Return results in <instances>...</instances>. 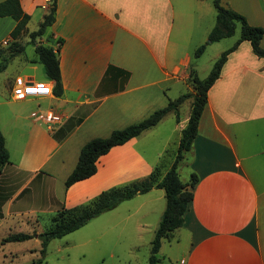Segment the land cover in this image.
<instances>
[{
  "label": "crops",
  "instance_id": "1",
  "mask_svg": "<svg viewBox=\"0 0 264 264\" xmlns=\"http://www.w3.org/2000/svg\"><path fill=\"white\" fill-rule=\"evenodd\" d=\"M56 1L55 19L37 42L56 48L61 40L63 92L14 96L18 79L54 87L43 64L32 62V43L31 60L15 56L19 69L2 82L0 129L10 160L0 170V230H5L0 244L10 233L25 231L31 223L36 227L40 218L51 219L63 207L82 204L115 183L147 177L158 163L164 176L191 108L182 118L180 107L179 121L170 112L157 125L113 146L99 157L93 175L67 189L62 186L88 140L142 120L183 89L192 91L191 71L200 78L209 74L231 46H224L223 38L195 56L215 25L214 0ZM51 2L20 0L30 15L20 40L26 42L38 29ZM221 4L264 28V0ZM34 19L35 29L30 25ZM15 24L11 16H0V48L12 41ZM35 110H53L62 121L50 127L31 116ZM178 172L183 182L193 173L198 178L185 222L177 228L184 246L178 264H264V57L253 52L250 41L243 40L229 54L209 88L197 135ZM164 197L163 188H152L128 199L137 205L125 220L133 219L138 229L152 226L154 214L163 215L155 205Z\"/></svg>",
  "mask_w": 264,
  "mask_h": 264
},
{
  "label": "trees",
  "instance_id": "2",
  "mask_svg": "<svg viewBox=\"0 0 264 264\" xmlns=\"http://www.w3.org/2000/svg\"><path fill=\"white\" fill-rule=\"evenodd\" d=\"M56 2V0H52L49 10L40 22L38 29L30 32L29 36L31 43L35 44V60L43 64L47 75L55 81L53 91L59 95L63 92L59 47L55 49L52 46L37 42V38L44 34L47 27L55 19ZM214 5L216 8L215 25L209 32L207 41L196 49L195 56L201 55L208 43L234 35L238 24H240V36L215 60L210 73L206 77L200 78L194 71H191L192 91L185 92L177 98L169 99L167 105L154 110L136 123L114 129L108 136H97L88 140L82 146L76 166L68 175L64 184L67 189L75 182L93 175L97 170V160L101 155L109 152L113 146L123 144L157 125L168 113L174 112L177 121H179L181 105L186 99L192 98L190 116L186 126L182 129L175 160L164 176L161 177L162 165L158 163L152 172L143 179H136L123 185L105 189L87 204H79L71 208L63 207L51 217L50 226L43 232H14L4 237L2 242L23 241L33 236H39L42 240L41 252L44 255L46 247L53 238L62 237L79 229L91 218L115 208L122 201L131 199L139 193L148 192L152 188H163L166 196V207L152 240L149 256V264H157L159 260L157 253L161 248L163 238L169 237L173 231L184 224V214L193 197L191 188L194 187L198 178L193 173L188 182H183L178 172V163L185 157L186 152L191 149L193 140L197 135L199 120L207 103L209 88L219 78L229 54L243 40L250 41L253 52L259 57H264V47L261 45L264 38V28L252 25L243 14L222 5L221 0H214ZM0 16H11L16 21L10 33L12 37L10 54L0 61V72H2L11 59L25 50L24 45L20 43V38L27 31L30 15L23 10L20 0H3L0 1ZM59 41L61 42V40ZM3 50L0 48V54ZM9 160V150L0 129V170Z\"/></svg>",
  "mask_w": 264,
  "mask_h": 264
},
{
  "label": "rangeland",
  "instance_id": "3",
  "mask_svg": "<svg viewBox=\"0 0 264 264\" xmlns=\"http://www.w3.org/2000/svg\"><path fill=\"white\" fill-rule=\"evenodd\" d=\"M30 25L31 28L35 29L38 26L36 19L32 20ZM239 36L240 24L237 25L235 34L225 38L221 43L224 46H230ZM28 37L29 39L26 42L20 40V43L24 47L28 44L27 52L24 50L17 56L30 61L33 52L30 36L28 35ZM10 43L6 47H2L4 50L0 54V61L10 54ZM209 53L206 52L204 54L203 60L208 57ZM19 57L11 59L6 69L0 72V91L3 90L2 82L6 75L12 74L19 69ZM35 61V58H33L32 62ZM38 71L40 72V70ZM183 92H186V89H183ZM191 101L192 99L182 104V118H185L190 112ZM170 147L172 149L173 147L175 148V143H171ZM179 168L182 179H185L186 172L184 165L180 164ZM131 181L133 180L115 183L112 186L123 185ZM62 186L64 188L65 184L63 183ZM93 198L88 199L82 204L89 203ZM136 201V199L131 201L124 200L115 208L91 218L79 229L67 233L62 237L53 238L46 247L44 255L41 252L42 240L39 236H33L23 241L2 242L0 244V264H149L152 240L158 228L159 220L162 218V213L158 214V216L154 214L153 219H150L153 223L152 226L138 229L135 227L133 219L125 220L129 209L137 205ZM155 206L159 209L158 211L161 208L164 211L166 198L164 197L161 201H156ZM50 223L51 219L40 218L36 227H34V223H31L33 227H27L28 229L26 228L25 231L21 232L34 233L37 228L40 232H43L50 226ZM28 230L33 231L29 232ZM4 233L5 230L1 229L0 235ZM178 237L179 231L177 229L173 231L170 238L163 239L160 251L157 253L159 259L157 264H178L179 257L184 250V246L178 242Z\"/></svg>",
  "mask_w": 264,
  "mask_h": 264
},
{
  "label": "built area",
  "instance_id": "4",
  "mask_svg": "<svg viewBox=\"0 0 264 264\" xmlns=\"http://www.w3.org/2000/svg\"><path fill=\"white\" fill-rule=\"evenodd\" d=\"M60 41L57 42L56 48L60 46ZM53 93V87L44 82H29L25 83L21 79L17 80L13 94L16 98H25L27 96H42ZM31 116L38 121H42L52 127L62 121V115L53 110H35L31 112Z\"/></svg>",
  "mask_w": 264,
  "mask_h": 264
}]
</instances>
